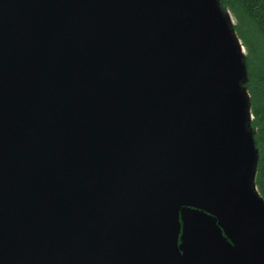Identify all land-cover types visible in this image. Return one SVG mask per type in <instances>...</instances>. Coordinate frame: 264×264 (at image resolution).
I'll list each match as a JSON object with an SVG mask.
<instances>
[{"label":"water","instance_id":"obj_1","mask_svg":"<svg viewBox=\"0 0 264 264\" xmlns=\"http://www.w3.org/2000/svg\"><path fill=\"white\" fill-rule=\"evenodd\" d=\"M235 24L221 0H0V264H264Z\"/></svg>","mask_w":264,"mask_h":264},{"label":"trees","instance_id":"obj_2","mask_svg":"<svg viewBox=\"0 0 264 264\" xmlns=\"http://www.w3.org/2000/svg\"><path fill=\"white\" fill-rule=\"evenodd\" d=\"M234 18L236 32L247 48L249 81L255 140L260 150L256 182L264 197V0H221Z\"/></svg>","mask_w":264,"mask_h":264},{"label":"rangeland","instance_id":"obj_3","mask_svg":"<svg viewBox=\"0 0 264 264\" xmlns=\"http://www.w3.org/2000/svg\"><path fill=\"white\" fill-rule=\"evenodd\" d=\"M235 21H236V19H235ZM246 50H247V48H246ZM247 53H248V51H247Z\"/></svg>","mask_w":264,"mask_h":264}]
</instances>
